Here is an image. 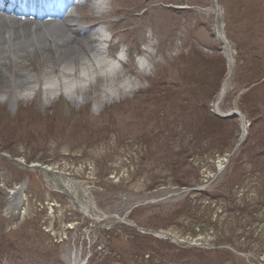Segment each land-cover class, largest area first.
<instances>
[{
    "label": "rangeland",
    "instance_id": "374dc122",
    "mask_svg": "<svg viewBox=\"0 0 264 264\" xmlns=\"http://www.w3.org/2000/svg\"><path fill=\"white\" fill-rule=\"evenodd\" d=\"M112 1V10H120L126 13L123 16V21L119 23H123L125 20L136 21V11L131 10L130 0ZM176 1L180 3L177 4L179 5L178 7L186 6L188 10H179L173 13V20L168 19L167 14H165V17L157 15V18H155L157 24L153 31L160 36V53L165 54L173 51L172 55L180 56L183 52L184 54L187 53L191 46H193L206 56H212L211 54L217 55L216 53L221 55L222 53L226 60L231 58L233 64L230 79L227 80V92L219 103L217 112L225 114L233 109L235 111L239 110L238 100L239 96L243 93L235 82L237 66L239 64L235 61V44H231L227 40V36L229 35L227 18H224L221 12L222 8H227L228 0H212L215 3L220 1V9L217 7V20L210 18V16L208 17L202 9V7H209L211 0ZM233 1L228 4L232 5ZM237 1L235 0V3ZM261 1L264 3V0ZM87 15L89 14L87 13ZM162 18H166L167 21ZM144 22H147L146 18H144ZM254 23L256 25L257 43L264 48V17L256 18ZM248 24L247 20L242 22L235 18L230 26V30L232 31L230 35L238 37L236 35L238 33L247 34L249 32ZM216 27L220 29V36H222L223 41L227 42L228 46L225 42L223 44L222 41L216 39L214 35ZM174 33L185 39L184 44H181L180 47H177L176 41L172 43L166 42L169 36ZM223 48H226L224 52L222 51ZM174 60L173 57L170 58L168 55H165L166 63L157 65V69H159L158 73L165 71L168 77V79L164 80L168 86L165 88L158 87L162 91H157L156 89L151 94L139 93L135 97H133L134 95H130L133 98L125 97L128 99L126 103L104 109L98 115H89L88 111H86V114L82 112L81 114L84 116L82 120L78 119L74 120V122H69L68 120L71 117H67L69 112H67L66 108L56 107L58 113L54 109H51L55 103L51 105L50 109L44 110L43 116H37V121L36 118H29L30 113L35 116L38 112H42L38 109L36 103L27 106L18 104L16 111H11L6 106L4 108L0 106V120L2 121L7 116L11 119H17L22 112L28 114L27 117L15 123L9 121V124H6L3 121L7 129L16 127L17 133L11 140L13 141L12 145L11 142H5L4 136L0 135V151H3L2 149L5 148L11 150L13 153L11 156L22 158L27 163L40 162L52 166L56 165L60 171L68 174L70 177L88 186H93L90 194L95 204L103 212L122 217L133 206L140 205L133 211L132 220L136 222L148 221L147 225L153 227L154 230H157L155 228H160L159 225L171 223L170 220L159 223L160 218L152 217L158 213L166 215L171 211V207L174 204H176L177 208L180 207L183 213L190 205L192 206V199L198 201L199 198L193 192L183 190V182H177L176 177L185 176L184 181L187 180L191 184L196 182V180L198 181L196 185L200 182V179L196 178L195 180L192 176L196 164L198 162L199 164L202 163L198 160L194 161V158H200L198 146L197 149H194L195 139L199 136L190 135L186 123L195 131L196 129L200 130L203 123L209 120L205 119L207 117L206 112L204 114H200V112L205 108V105H207L209 112H212L214 101L208 94L209 88L207 85L198 86L195 92L188 91V88L196 84L189 85L192 81L191 77L187 76V80H185L184 76L191 75L193 72H185L182 80H180L183 72L181 67L177 73L168 72L171 71V63ZM58 61L51 59L50 62L49 60H41L42 74L48 66H51L53 70L57 69L55 66L58 64ZM131 67L134 66L131 65ZM30 71V66H28L21 73L28 74ZM12 72L13 70H11ZM14 73L16 74L18 71ZM136 76L137 74L134 78ZM134 78L130 79L133 81ZM149 78L151 79L152 77ZM98 84L100 85L101 83H97V87ZM13 85L18 86L16 83H13ZM13 91L18 90H13L12 85L7 83V81L0 83V93H6L10 97ZM184 103L195 108V112L187 113L186 120L182 115H178L185 108L188 109V106ZM59 113H61V116L59 115L56 121ZM258 120L259 122L255 125L254 130L256 131V135L260 134L259 139L264 141V118L261 117ZM245 122L247 131L244 140L247 138L248 128H250L249 123L246 120ZM213 126L214 124H209V127ZM102 127L104 131L98 134L99 140L95 145L84 139V137L91 135L92 141L95 140L96 131ZM159 127H162V130ZM223 127L226 134L235 132L234 138L236 140L240 138V124L237 119L229 121ZM107 128L114 129V134L111 137L107 135ZM27 132L29 134L26 135ZM142 133L153 136L150 146H147L143 141L137 140ZM173 134L175 135L171 136ZM31 135L33 137H30ZM47 135H49V138L45 141L42 140ZM260 140L256 144L257 150L264 152V146L262 149L258 148ZM229 142L232 143L233 139L230 138ZM203 146L206 148L207 143L204 142ZM100 147H102V150H106L104 158L100 157L102 152ZM4 152L7 153V151ZM234 158L235 156L231 158V165L229 163L226 172L221 175V179L218 180V177L213 181L215 186L210 190L211 194L225 191L224 189L231 187L238 178L240 181L244 179V172L248 170L241 168V166L234 168L233 165L237 163L233 160ZM201 159L204 160L202 157ZM180 160L182 162L179 166L184 163V167L175 169L177 162ZM242 166H245L244 162ZM233 172H235V175ZM262 172L264 173V169ZM238 174L240 175L238 176ZM16 177L14 169L0 162V181L3 179L14 181L17 180ZM251 177L255 178V176ZM19 179H21V176H19ZM246 181L250 185L251 181L249 179H246ZM174 187H176V197L168 199L167 195ZM5 188L6 186L0 184V203L5 196ZM25 194L26 215L24 219L22 221L16 219L17 222L15 219H5L4 229L0 231V241L2 242L7 240L15 242L14 233L21 235L26 233L24 240L20 241L17 246L16 243L14 247L11 246L13 248L12 252L0 253V264H71V253H66V251H62L61 253L57 247L56 250L53 247L45 245L43 234L33 230L34 226H38V222L40 223L42 218V215L38 218V212L36 211L37 203L43 201L47 195L49 199L63 205L67 204L66 199L57 194H47L43 179L37 172L28 175ZM246 194L248 192L240 193L239 188H235V204H243V201H246ZM250 194L252 195L253 193L251 192ZM260 197H264L262 189ZM200 201L203 200L200 199ZM145 202L156 204L148 205V209H143L142 203ZM176 217L173 221H175ZM24 221L27 222L24 223ZM133 235L135 234L132 230L122 228V235L118 238L119 241L114 244L115 253H109L111 255L106 257L103 253H93V257L88 259L86 264H172V259L167 255L166 250L158 244L159 247L155 250H161L160 253H132L135 249H139L137 243L132 240ZM27 237H30L31 241L28 242ZM25 240L28 243L25 248H22ZM20 248L21 250H19ZM45 249L53 251V253H43ZM150 250L147 249V251ZM84 255H82V259H85ZM104 258L105 260H103Z\"/></svg>",
    "mask_w": 264,
    "mask_h": 264
},
{
    "label": "bare ground",
    "instance_id": "6f19581e",
    "mask_svg": "<svg viewBox=\"0 0 264 264\" xmlns=\"http://www.w3.org/2000/svg\"><path fill=\"white\" fill-rule=\"evenodd\" d=\"M71 26L74 28H77L76 20L73 18L70 20ZM69 27V26H68ZM81 31V29L79 28ZM22 32L25 39L29 40L28 45L23 48L20 45V41L18 40L19 37H16V33ZM51 35L52 38H50L51 42L53 43V46L55 47L56 54L59 55L62 54V58L60 59L59 63L61 64L62 70L60 71V77L62 78L64 82V90L72 95V92L76 90V88L81 84H83V87L79 86L83 89L84 95L87 93V91L90 90L92 87V82H89L91 79H93L94 83L96 82V79H100L102 82L105 80H110L113 78L114 82L112 85H114L115 81L120 79L118 77V73L114 70H111V72H107L108 68H112L109 63L105 61H101L99 58L100 52L98 49V46H96L94 43L97 41L96 39H92V44L88 46V55L87 58L84 55V53L81 54L80 57L75 58L76 60H80L83 62H87L88 66L85 67V63H82L83 65H80L78 70L75 69V61H72L71 56L66 53L70 52L75 46H80V36L81 32L73 35L65 34V32L60 28V26L56 23H51L50 27L46 26L44 28L37 26V25H26V26H20L17 25L15 21H12L9 18H1L0 17V73L5 74V70L2 72V68L6 66L7 62H5V56L7 53L4 51V46H8V51H10V56L12 57V62L14 64H18L19 60L21 58H25L24 53L26 51H29L34 44L40 52H37L41 54V48L47 47V44L45 42L38 43L40 41L41 37H49ZM34 51V49H31V53ZM43 53H46L42 51ZM34 55V54H33ZM69 68V69H68ZM49 73L46 70V74ZM110 74H112V77H110ZM16 78L13 79V82L17 85L28 83L32 84V81L30 80L29 75H23V76H14ZM12 78V76H11ZM50 78V77H49ZM89 82V83H88ZM88 83V84H87ZM23 85V87L25 86ZM112 85L108 86H102V92L104 90H110ZM86 86V87H85ZM20 87V86H19ZM227 90V84L224 82L221 89H220V97L221 98ZM59 90H57L58 92ZM49 94H52L51 92ZM86 96V95H85ZM72 99V97H71ZM83 212L86 213V209L83 208ZM160 264V263H159Z\"/></svg>",
    "mask_w": 264,
    "mask_h": 264
},
{
    "label": "clouds",
    "instance_id": "9594fccd",
    "mask_svg": "<svg viewBox=\"0 0 264 264\" xmlns=\"http://www.w3.org/2000/svg\"><path fill=\"white\" fill-rule=\"evenodd\" d=\"M118 55H129L126 46H121L117 50ZM165 55L171 56V52L161 54L158 49V40L149 30L145 33V40L139 46L137 58L143 64V68L138 71L137 76L133 82L126 80L120 81L116 84L115 88L104 90L99 93L95 99L91 100L90 111L93 115H98L103 108L111 103L119 102L125 96H130L140 88L148 87L149 77H153L157 71V65L165 64ZM143 77V79H141ZM9 96L6 93H0V103L6 102Z\"/></svg>",
    "mask_w": 264,
    "mask_h": 264
}]
</instances>
